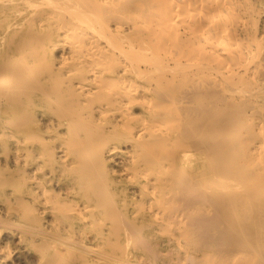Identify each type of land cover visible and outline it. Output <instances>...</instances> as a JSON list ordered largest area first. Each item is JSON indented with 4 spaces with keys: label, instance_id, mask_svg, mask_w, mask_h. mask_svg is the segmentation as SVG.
I'll use <instances>...</instances> for the list:
<instances>
[{
    "label": "bare ground",
    "instance_id": "obj_1",
    "mask_svg": "<svg viewBox=\"0 0 264 264\" xmlns=\"http://www.w3.org/2000/svg\"><path fill=\"white\" fill-rule=\"evenodd\" d=\"M0 264H264V0H0Z\"/></svg>",
    "mask_w": 264,
    "mask_h": 264
}]
</instances>
